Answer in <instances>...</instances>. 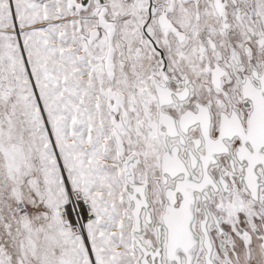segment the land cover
Instances as JSON below:
<instances>
[{"label": "snow or ice", "instance_id": "obj_1", "mask_svg": "<svg viewBox=\"0 0 264 264\" xmlns=\"http://www.w3.org/2000/svg\"><path fill=\"white\" fill-rule=\"evenodd\" d=\"M0 264H264V0H0Z\"/></svg>", "mask_w": 264, "mask_h": 264}]
</instances>
